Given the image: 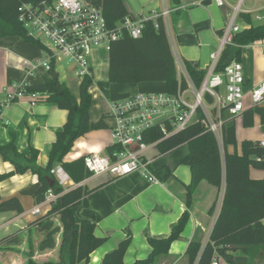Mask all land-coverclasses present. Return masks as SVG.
<instances>
[{"label":"crops","instance_id":"1","mask_svg":"<svg viewBox=\"0 0 264 264\" xmlns=\"http://www.w3.org/2000/svg\"><path fill=\"white\" fill-rule=\"evenodd\" d=\"M236 1L231 3L230 0H225L229 6L219 7L213 0H181L179 6H174L171 0H122L132 17H150L167 10V16L161 18L176 67L181 62L201 73L207 71L210 55L218 49L220 36L231 14L230 7ZM250 20L253 25L255 20ZM249 26L243 20V27H239L242 30ZM240 53L246 111L252 108L249 102L250 92L264 80V40L241 48ZM41 56L42 48L39 43H29L13 36L0 38V104L5 100L6 94L12 91L14 84L24 82L29 86H37L50 76L40 68L34 74L26 71L29 63L37 61ZM61 69L62 67L56 66L54 74L58 75L61 83H68L69 87L70 82ZM92 79L94 81V77ZM89 90L93 98L92 85ZM107 90L106 93L94 95L100 101L101 105H97V109L102 111L100 118L105 116L106 129L93 130L79 137L71 151L65 155V162H74L90 152L106 155V148L112 145L110 127L114 123L110 117V104L137 93L167 92L165 84L161 82L140 83L134 88L125 83H110ZM93 104L89 118L97 121L95 119L99 112H91ZM259 107L264 108V103ZM67 114L66 110L49 101H33L29 95H25L17 102L0 108V145L8 144L11 134H14L20 156L13 157V162L42 169L48 164L49 151L56 142L57 132L65 125ZM252 118L253 125L249 128L243 125L242 114L235 118L236 146L228 148L230 153H241L240 145L243 141L264 140L262 118L258 113L253 114ZM154 149L156 153H151ZM31 150L37 153L33 162L29 160ZM144 154L146 159L152 160L150 170L158 180L157 184L149 183L139 174L123 178L95 176L79 183V186L96 190L88 196L85 205H78L73 209L74 220L78 223L94 221V236L104 238L105 242L91 253L87 261L77 264H101L105 256L126 238H130V244L122 264L143 261L152 253L149 240L168 237L184 212L188 213L189 219L180 237L170 245L168 253L159 256L154 264H188L185 255L188 245L191 242L202 245L208 242L219 211L222 191L219 193L215 186L202 181L194 189L191 204L187 206L186 194L192 179L191 169L183 164L188 154L187 146L183 145L163 154L155 145ZM13 162L5 161L0 156V174L13 172ZM249 175L252 180L263 179L264 170L250 169ZM38 187V177L29 169L23 174L13 173L0 182L1 200L15 197L22 207L21 213L0 209V264H28L30 260L36 264L60 262L63 230L60 216H51L41 224H33L51 208L44 202V194H37ZM217 198L218 203L210 215L209 210ZM35 208L40 210L38 215L31 213ZM263 256L262 254L255 262L249 263L246 256L236 254L217 257V263L264 264Z\"/></svg>","mask_w":264,"mask_h":264},{"label":"trees","instance_id":"2","mask_svg":"<svg viewBox=\"0 0 264 264\" xmlns=\"http://www.w3.org/2000/svg\"><path fill=\"white\" fill-rule=\"evenodd\" d=\"M53 0H0V38L13 36L24 41L37 44L26 36L24 28L18 22V10L22 3L33 5L52 2ZM93 5L103 8V14L108 26L116 30L126 17H132L122 0H87ZM174 6H179L181 0H171ZM240 18L250 24L249 28L242 29L234 34L233 45L227 46L221 55L216 70L223 71L224 67L233 61H239L240 50L254 42L264 40V23L252 25L251 16L240 15ZM142 34L136 40L129 37L124 29L119 39L111 42L108 54V79L110 83H125L129 87H136L140 83H164L168 93H175L178 89V73L176 71L174 55H172L169 39H167L165 25L162 18L144 22ZM157 24V27H156ZM195 87L201 85L206 72H199L185 65ZM92 78L85 79L79 84L78 97L59 81L58 75L51 73L42 84L26 86V92L40 94L38 101L46 100L62 110H66L65 125L56 134V142L49 151L48 164L40 169L32 166H22L13 162V157H19L15 136L11 134L8 144L0 145V156L5 161H12L15 169L8 174H0V182L8 179L13 173L23 174L30 170L39 180L37 194L42 195L48 189L59 194L63 189L57 186L49 171L55 165H61L68 173L74 184L81 183L90 174L84 168V157L65 162V155L74 147L77 139L93 130L106 129L105 116L97 121H91L89 111L93 98L89 88ZM181 86H184L180 79ZM210 103L211 99L207 98ZM258 113L264 131V108L253 106L243 111V125L249 128L253 125V114ZM225 119L222 127V150L220 151L214 135L208 132L199 122L189 125L185 130L163 138L158 128L148 135L145 141L157 142L160 153L166 154L180 146H187V156L183 164L191 169L192 179L187 189V206L191 204L192 193L202 181L215 186L219 193L220 207L216 220L210 231L208 242L205 245L191 242L185 250L188 264H212L217 257L244 255L249 263L255 262L264 255V178L252 180L250 169L264 170V147L260 141H243L240 145L241 153H230L229 147L236 146L234 129L235 118H229L222 113ZM116 148L109 146L106 154L112 153ZM36 151L31 150L29 160H36ZM53 182V185H51ZM96 188L88 189L77 186L64 192L59 199L51 205L50 210L37 219L33 224H41L43 220L58 215L62 222V244L60 248L61 259L59 263L44 262V264H77L87 261L91 253L101 246L104 238L93 234L95 222H75L73 209L78 205H85L87 198ZM210 208V215L214 212L218 198ZM0 209L22 212L17 198L12 197L1 200ZM188 213L184 212L179 221L172 227L166 238L150 239L151 254L143 261L133 264H154L159 256L168 253L170 245L180 237L188 221ZM130 244V238L105 256L101 264H122L125 252ZM264 258V256H263ZM28 264H36L28 261Z\"/></svg>","mask_w":264,"mask_h":264},{"label":"built area","instance_id":"3","mask_svg":"<svg viewBox=\"0 0 264 264\" xmlns=\"http://www.w3.org/2000/svg\"><path fill=\"white\" fill-rule=\"evenodd\" d=\"M219 7L229 6L225 0H213ZM253 5L245 8L244 0H237L230 7L228 23L220 36L218 49L211 53L210 63L201 85L195 87L183 63L177 64L178 89L175 93H137L121 101L110 104V139L116 149L104 156L90 152L84 156V168L90 174L88 178L109 175L123 178L139 174L146 181L157 184L150 166L152 160L145 158V152L155 147L158 141L148 143L145 136L158 128L163 138L185 130L189 125L199 122L208 132L215 136L220 151L222 150V127L225 119L240 116L245 110L243 92V69L239 61H233L217 71V65L223 50L233 45V36L241 29L237 17L248 15L261 24L264 23V0H251ZM260 4V5H259ZM18 10V22L24 28L26 36L39 43L42 56L29 63L26 71L36 73L38 68L47 75L54 73L56 66L62 64L71 69L75 78L81 81L93 78L91 52L96 48L109 50L111 42L121 36L124 29L133 40L139 38L144 29V22L166 17L167 10L160 15L126 17L119 28L111 29L106 23L103 8L87 0H53L36 5L22 3ZM157 27V24H156ZM180 79L184 86H181ZM80 81V82H81ZM24 82L14 84L12 91L6 94L0 108L17 102L25 95L38 101L40 94L28 93ZM207 98L211 99L209 103ZM251 106L264 103V80L252 89L249 94ZM264 147V140L260 142ZM50 175L63 191L56 194L48 189L44 193V202L51 206L59 197L80 184H74L61 165L54 166ZM221 203V202H220ZM38 215L40 210L31 211ZM212 264H218L217 259Z\"/></svg>","mask_w":264,"mask_h":264},{"label":"rangeland","instance_id":"4","mask_svg":"<svg viewBox=\"0 0 264 264\" xmlns=\"http://www.w3.org/2000/svg\"><path fill=\"white\" fill-rule=\"evenodd\" d=\"M234 1H236V0H230L231 3H233ZM243 3H244L245 8H249L253 5L251 0H244ZM237 20H238L237 25H239L240 27H243V20L240 17H237ZM256 24H261V23L257 22V21L253 22V25H256ZM90 57H91L90 60H91V64H92V74H94L93 75L94 81L92 83V86H93L92 93H93L94 104H93V108H92L91 112L92 113L94 111L97 113L99 112L98 113L99 116L95 119V120H98L101 116L102 111H99L97 109L99 104H100V101H99V99H97L98 97L94 98V95L99 94L100 92L106 93V91H108L107 86L110 85V82L108 79V73H107V68H108L107 50H105L104 47L103 48H96L91 52ZM61 67H62V69L60 71H63V73L66 74V80L68 82H70V86L67 87L68 83L67 84L62 83V84L68 88V91H70L71 94L78 96V94H79V90H78L79 88L78 87H79V83L81 80L79 78H75V76L71 72V69L68 66L62 64ZM41 71L43 72V70H41ZM109 97H110V95H109ZM104 98H106V97H104ZM152 152L156 153V149L152 150L151 153Z\"/></svg>","mask_w":264,"mask_h":264},{"label":"water","instance_id":"5","mask_svg":"<svg viewBox=\"0 0 264 264\" xmlns=\"http://www.w3.org/2000/svg\"><path fill=\"white\" fill-rule=\"evenodd\" d=\"M51 185H53V182H52V184Z\"/></svg>","mask_w":264,"mask_h":264}]
</instances>
